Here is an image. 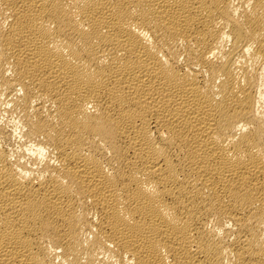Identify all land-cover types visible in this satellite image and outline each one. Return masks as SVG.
I'll list each match as a JSON object with an SVG mask.
<instances>
[{"label": "bare ground", "instance_id": "6f19581e", "mask_svg": "<svg viewBox=\"0 0 264 264\" xmlns=\"http://www.w3.org/2000/svg\"><path fill=\"white\" fill-rule=\"evenodd\" d=\"M0 264H264V0H0Z\"/></svg>", "mask_w": 264, "mask_h": 264}]
</instances>
